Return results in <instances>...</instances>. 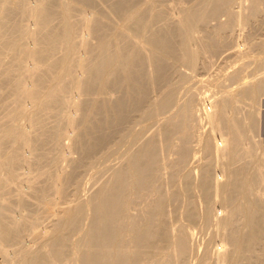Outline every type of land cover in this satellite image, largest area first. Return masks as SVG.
Instances as JSON below:
<instances>
[{"label": "bare ground", "instance_id": "1", "mask_svg": "<svg viewBox=\"0 0 264 264\" xmlns=\"http://www.w3.org/2000/svg\"><path fill=\"white\" fill-rule=\"evenodd\" d=\"M232 2L0 0V106L9 108L7 115L0 112L6 116L0 119L4 263L62 264L73 251L77 264H188V256L197 262L204 257L206 264H264V154L255 151L252 139L241 151L255 130L253 110L264 91L263 77L243 80L234 90L224 89L220 98L205 100L204 119L211 130L203 149L215 156L221 178H214L212 164H205L195 184L185 176L183 200L189 225L201 221L213 226L215 244L202 255L190 242L192 233L169 225L178 193L162 194L153 186L159 143L166 145L177 130L187 140L193 128L189 94L172 117L164 118L156 135L111 170L109 180L85 199L76 194L80 169L121 138L134 114L147 119L172 107L176 86L185 77L177 73L179 66L191 70L196 60L226 46L224 38L204 29L209 18L226 14L221 30L234 21L244 27L264 10V0H249L247 11L235 20ZM245 99L251 104L240 117ZM20 120L21 128L13 126ZM177 151L174 166L187 155L183 144ZM11 180L16 191L25 190L23 196L14 199L5 191ZM150 187L153 199L143 215H129ZM61 204L66 205L52 207ZM217 206L221 215L214 212ZM13 208L28 215L13 216ZM49 208L56 219L44 240L28 252L24 237H42L45 231L35 228L50 216ZM80 231L82 236L71 242Z\"/></svg>", "mask_w": 264, "mask_h": 264}, {"label": "rangeland", "instance_id": "2", "mask_svg": "<svg viewBox=\"0 0 264 264\" xmlns=\"http://www.w3.org/2000/svg\"><path fill=\"white\" fill-rule=\"evenodd\" d=\"M248 6L249 0H243V2L242 0H233L230 7V12H232L234 19H238L239 14L241 15L246 12ZM174 16L177 17L178 14L174 13ZM257 19L258 20L254 21L252 25L244 27L241 24H238L237 21H234L228 28H223L221 30V25L227 20L226 14L220 13L215 18H209L204 25V29L213 34H217L221 38H224L227 42L226 46H224L223 49H220L212 57L203 58L204 60H196L194 64L195 67L193 66V69L191 70L183 65L178 67L177 73L180 75L182 74L183 76L185 75V77L176 86V93L172 107L168 109L163 115H157L147 119L134 114L130 126L125 131H123L121 138L119 137L117 140L109 143L110 145H106L99 154L94 156L90 165L80 169L78 172L79 174H77L78 179L76 178L77 196L80 199H85L96 189L101 181L109 180L111 170L123 165L127 155L135 152L148 137L156 135L160 127V123L164 121V118L172 117L176 112L177 105L182 103L184 97L189 94L193 97L194 102L193 128L191 129L187 140L183 137V132L177 130L169 135L166 143H164L166 145H163V142L159 143L161 145L159 150V168L154 175L155 180L153 186H157L162 194L176 192L179 195V199L174 202L176 205L175 211L168 214L169 225H171L170 227H172V229H176L182 226L185 227L190 234L192 233L190 242L193 243L194 250L197 248L199 249L198 255H202L206 248H211V246L215 244L216 241V239L213 237V226L203 225L201 221H196L195 223H191L189 225L185 217V204L183 202L185 199L184 178L186 175H188V178L192 184H195L199 180L200 169L207 163H210V165L212 164L211 171L213 177H217L218 179L221 178V168H219L220 166L217 165L215 156L212 153L205 152L203 149V141L209 135L211 130V127H207L209 124L206 123L204 119L205 115L203 106L205 105L204 103L206 99L209 101L214 98H220L224 89L229 88L234 90L243 80H248L249 82L250 80L255 81L260 80V78L262 79V77L264 78V10ZM195 48L196 46H193V49ZM232 73H236V77L234 79L230 77ZM178 79L179 78L176 76L174 77V80ZM157 94L158 93H153V97H155ZM258 97L259 98L253 110L255 112L256 119L255 130L249 133L248 137L250 140L248 138L245 140L244 145H242L243 149L241 151H244L246 147L248 148V145L249 147L251 146L252 139L255 143V151L259 154L260 150V154L262 152L264 154V91H262ZM243 101L244 102L242 103V106L244 109L242 113L241 111L237 113L240 117L246 113L250 106L249 104H251L249 102L250 100L248 101V99ZM3 106H0L2 107L0 112L2 115H7L6 113L8 112L6 111H8L9 108L6 109L7 107ZM207 108H209V106H207ZM256 110L258 112H256ZM1 113L0 119L2 117V119H4L6 116H2ZM21 123L23 124L24 121L20 120L13 123L14 125H11L22 127ZM214 136L215 139L212 138L213 141H217L218 138L220 139L219 134L215 133ZM21 137L22 136L20 134L17 136L18 139ZM18 139L17 141H19ZM66 141V139L63 140V142ZM182 144L187 149L185 161L180 165L174 166L175 162L178 160L177 150ZM211 154L214 157H212ZM71 156L75 158L77 155L73 153ZM15 184L16 183H14V181H9V187L7 186L5 191L9 192V194L12 193L11 195L14 196L13 198L17 199L16 196L18 194L23 196L25 190L21 188L19 192L16 191ZM10 190H14V192H11ZM152 191L153 190L150 187L149 190L144 192V195L140 198V200H138L137 203L131 206L129 209V215L138 217L143 215L144 208L147 206L148 202L152 201L153 199ZM191 194L196 197L197 191L193 189ZM73 198L74 196H70L69 199ZM32 200L33 199L30 198L29 202H32ZM65 205L66 204H61L52 207L58 209ZM201 206L202 205L198 206V209L199 207L201 208ZM218 207L219 206L214 208V212L217 213V215H221L223 211L220 207ZM51 209L49 208L48 210L50 216L43 218V221L40 220V222H38L40 225L37 224L35 228L45 231L42 237H24L26 250L28 252L34 251L38 244L42 242L49 233V227L51 226L52 221L56 219V216L53 215V210ZM24 214L28 215L26 212H24ZM24 214L19 208H13L11 215L20 217L25 216ZM85 223L86 221H82L81 226L85 227ZM81 236L82 231L73 235V237H71V242L76 241ZM191 258L192 256L190 258L188 256V264H206L202 260L204 257L201 258L200 262H197L195 259ZM154 260L156 261L157 259ZM0 264L6 263L0 259ZM62 264H77L73 251L63 261ZM140 264H143V262ZM155 264H157V262Z\"/></svg>", "mask_w": 264, "mask_h": 264}]
</instances>
